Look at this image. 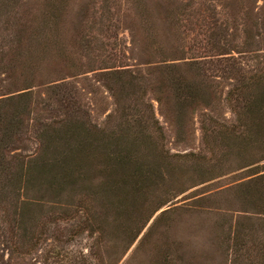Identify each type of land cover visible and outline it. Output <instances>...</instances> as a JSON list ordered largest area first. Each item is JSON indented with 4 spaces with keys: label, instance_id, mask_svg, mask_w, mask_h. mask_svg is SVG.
<instances>
[{
    "label": "trees",
    "instance_id": "obj_1",
    "mask_svg": "<svg viewBox=\"0 0 264 264\" xmlns=\"http://www.w3.org/2000/svg\"><path fill=\"white\" fill-rule=\"evenodd\" d=\"M21 1L0 0V244L14 260L55 243L40 264H61L86 234L95 251L81 259L118 264L162 206L225 178L223 196L249 210L223 238L231 254L264 239V1L93 0L74 23V0H39L34 13ZM122 30L139 35L137 51ZM97 88L113 106L101 123L87 101ZM152 100L175 143L192 141L197 117V150L167 148ZM22 131L34 148L17 147ZM151 168L170 197L147 214Z\"/></svg>",
    "mask_w": 264,
    "mask_h": 264
},
{
    "label": "rangeland",
    "instance_id": "obj_2",
    "mask_svg": "<svg viewBox=\"0 0 264 264\" xmlns=\"http://www.w3.org/2000/svg\"><path fill=\"white\" fill-rule=\"evenodd\" d=\"M89 1L93 0H74L73 5L67 10L73 23L77 21L78 17H82V13H91V11H89L90 6L87 8L88 10L84 8L89 4ZM96 1L98 0L94 2ZM263 1L264 0H255V5L261 7ZM37 2H39V0H22L20 4H23L22 6L27 8L30 13H34L39 9V3L36 4ZM82 9L84 11L81 12ZM141 31L142 29H139L138 34H140ZM51 38H53V35ZM121 38L126 43L128 50L134 49V51H137L140 41L139 35L134 37L128 30H122ZM133 40L135 42L134 45L132 44ZM127 53V58L129 59L127 61L130 63H143V60H138L136 57L133 58V54L128 51ZM91 76L92 75H88L90 80L89 83L94 88L98 87L90 79L92 78ZM1 80L4 86L12 84L10 81H4L3 78ZM78 86L81 87V82ZM87 101L92 118L97 123H101L113 108L111 99L101 88H97V94L94 96L88 94ZM151 102L154 106L155 115L160 125L165 130L167 136L166 140H168L166 145L167 148L170 149L172 153L179 154L197 150L200 146L197 117L193 120L194 134L192 141L187 142L184 146L181 143L174 142L170 128L159 114L156 103L153 100ZM43 117L47 118L48 112L43 113ZM20 138L23 139V143L19 144L17 147L22 148V151L34 148L33 142H26L25 140L31 138L28 132L23 134L22 131ZM18 148H16L17 150L13 153L19 152L20 150ZM137 155H139V162L145 160V156L141 151H137ZM155 170V168H151L147 176L150 180V185L154 182L159 183L156 187L157 190L149 196L147 214L162 200L170 197L169 191H165L164 185H162L164 182H161L162 180L157 181V178H155V176H159ZM243 176L244 175L240 174L237 178ZM232 180H234V178H225L219 181L197 185L178 195L173 201L162 206L151 216L140 235L123 255L118 264H249L250 261L253 263L257 258L256 252L260 249L264 240L260 232L253 233L246 240L245 248H242L240 254L236 256L231 254L232 252L226 246L223 239L225 235H228L230 230L234 229L235 220L248 222L246 217L240 219L244 216L246 211H249L248 208H241L242 205L237 203L230 204L227 200L228 195L225 197L223 196L224 191L221 190L222 187ZM168 209H170L169 213H167L160 222L159 219L156 222L160 213ZM68 242L69 244L63 247V251L67 252V255H64L65 258L70 260L76 258L79 264H88L89 262L87 259L83 260L80 258L82 257L80 253L81 255L93 253L95 251L93 241L89 239L86 234H83L75 240ZM165 243H167L166 249L156 252L157 249L165 245ZM59 247H61V245L55 243H53V246L49 244L43 245L42 247L28 250L30 255H26L24 259L14 260L13 256H10L6 246L0 244V263L40 264L41 259L44 258V255H47L46 253L48 251H53V253L59 252ZM121 252L122 249L119 248L118 253ZM65 258L61 264L66 263ZM57 261L58 260L54 258L53 255V262Z\"/></svg>",
    "mask_w": 264,
    "mask_h": 264
}]
</instances>
